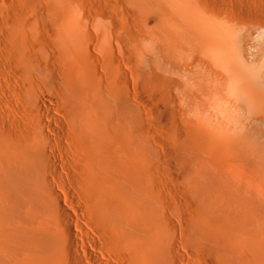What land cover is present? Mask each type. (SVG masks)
Returning <instances> with one entry per match:
<instances>
[{
    "label": "bare ground",
    "instance_id": "bare-ground-1",
    "mask_svg": "<svg viewBox=\"0 0 264 264\" xmlns=\"http://www.w3.org/2000/svg\"><path fill=\"white\" fill-rule=\"evenodd\" d=\"M100 1L101 24L83 20L69 1L60 3L55 39L63 68L54 76L72 101L68 124L41 99L48 121L39 112V120L30 117L28 135L18 138L0 124L6 128L0 130V264H176L166 255L163 232L173 208L163 203L157 147L139 128L137 106L124 90L127 71L149 98L169 104L158 109L160 123L182 116L193 127L190 112L207 109L237 127L239 114L247 113L245 127L257 135L264 0H257L256 10L263 12L255 23L243 15L236 19L235 9L226 13L222 0ZM109 9L126 14L127 23ZM249 22L252 30L245 29ZM23 27L11 38L26 52ZM16 56L31 72L34 64ZM52 125L61 131H51ZM209 133L207 141L220 153L238 139L229 128ZM184 152L170 151L167 159L182 162ZM260 157L257 163L254 158L256 168ZM239 188L235 192L242 195ZM215 213L188 229L189 237L201 235L213 251L225 228Z\"/></svg>",
    "mask_w": 264,
    "mask_h": 264
},
{
    "label": "rangeland",
    "instance_id": "rangeland-1",
    "mask_svg": "<svg viewBox=\"0 0 264 264\" xmlns=\"http://www.w3.org/2000/svg\"><path fill=\"white\" fill-rule=\"evenodd\" d=\"M62 1L64 0H0V124L2 126L5 124L8 131L18 138H21L19 135H28L26 131L29 130V133L33 130L34 126L31 124L33 120L37 121L41 117V120L48 121L46 117L48 115L41 109L44 103H47L45 104L47 106L51 104L49 107L54 105L52 116L66 125L69 122L67 113L72 107V101L65 87L57 80L58 76H54L63 68L61 53L56 46L57 20L58 14L63 10L60 4ZM67 1L70 2L72 11L80 14L83 20L101 24L100 0ZM222 1H226L222 2L226 13H230V9L236 10H234V13L237 12L236 19H241L243 15L244 19L249 17L248 20L255 23V20L264 18L263 4L261 6L257 0L258 4L253 0L255 6L252 0H249L252 3L248 0ZM260 6L263 11L260 9V12L258 9L259 14L256 9ZM109 10L115 20L127 23L126 14H117ZM258 14L261 16L257 19ZM250 22L245 24V29L252 30L255 26ZM16 25L27 31L26 52L21 50L17 43L14 44L11 38L12 32L19 31ZM22 29L20 28L21 33ZM17 53L34 64L31 72H27L24 60L19 59ZM94 54L98 56L96 51ZM16 57L20 61L19 64ZM36 63L41 66L38 67ZM127 72L131 78L130 72ZM130 78L124 90L129 91L130 99L137 106L140 116L139 128L157 147L161 165V195L165 197L164 206L173 203V206L170 205L173 213H168L170 216L167 215V222L173 220L166 223L163 229L168 258L176 264H264V158L260 157L264 156L260 153V150H264V92L257 90V118L260 122L257 124L256 135L245 127L246 119L249 118L247 113H243L242 116L239 114L237 127L229 123L221 113L207 109L190 112L188 121H191L193 127L189 126L190 124L186 126L182 116L173 118L168 115L167 122L160 123L163 114L158 109L168 107L169 104L149 98L142 86ZM64 104H67V107ZM38 112L42 115L40 116ZM36 114L37 118L40 116L38 119L35 117ZM244 115L247 117L243 118ZM8 122L13 123L10 124L11 127H8ZM36 124L35 122L34 125ZM23 126L25 127L22 128ZM52 126L51 131H61L58 125ZM1 128L0 130L6 131V128ZM228 128L230 131L232 129L237 131L238 139L234 148L220 153L211 146L207 137L210 136L209 131L220 133ZM179 150L185 151L183 153L185 158L182 162L175 159L173 161L176 163L175 166L167 159V155L170 151ZM259 157L261 168H256L254 158L257 163ZM236 184L240 185L242 195L236 194ZM213 211L225 222L220 248L216 251L201 243L203 241L201 235L194 238L188 235L191 224L198 226L203 215ZM172 222L176 223L175 226Z\"/></svg>",
    "mask_w": 264,
    "mask_h": 264
}]
</instances>
